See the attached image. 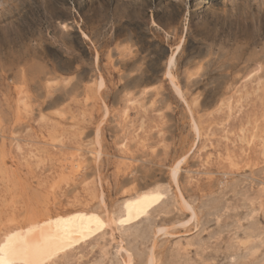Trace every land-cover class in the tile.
I'll use <instances>...</instances> for the list:
<instances>
[{
  "label": "rangeland",
  "instance_id": "374dc122",
  "mask_svg": "<svg viewBox=\"0 0 264 264\" xmlns=\"http://www.w3.org/2000/svg\"><path fill=\"white\" fill-rule=\"evenodd\" d=\"M89 211L42 264H264V0H0V244Z\"/></svg>",
  "mask_w": 264,
  "mask_h": 264
},
{
  "label": "bare ground",
  "instance_id": "6f19581e",
  "mask_svg": "<svg viewBox=\"0 0 264 264\" xmlns=\"http://www.w3.org/2000/svg\"><path fill=\"white\" fill-rule=\"evenodd\" d=\"M180 48L181 45L176 46L168 58L165 75L171 81L175 92L181 97V91L174 83L171 73ZM176 171L177 168H173L172 174ZM154 202L152 193L138 194L125 204L118 221L122 224L135 221L145 215ZM44 215L39 217L38 221L31 220L32 223L28 224L29 226L16 229L7 237L4 236L6 238L0 244V264H42L51 254H57L69 246L92 237L105 225V221L99 214L90 211ZM149 263L154 264L152 258Z\"/></svg>",
  "mask_w": 264,
  "mask_h": 264
}]
</instances>
